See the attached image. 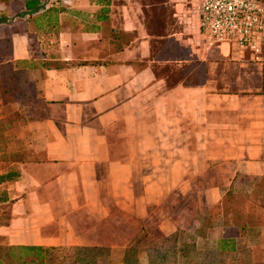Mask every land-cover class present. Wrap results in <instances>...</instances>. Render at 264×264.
<instances>
[{
    "label": "crops",
    "instance_id": "0c3cea01",
    "mask_svg": "<svg viewBox=\"0 0 264 264\" xmlns=\"http://www.w3.org/2000/svg\"><path fill=\"white\" fill-rule=\"evenodd\" d=\"M23 1L0 0V63L18 90L0 96L4 245L120 254L141 230L179 226L149 209L173 191L218 197L235 174L264 172L263 56L207 48L175 9L157 32L116 0H39L33 12ZM189 158L201 176L187 184Z\"/></svg>",
    "mask_w": 264,
    "mask_h": 264
},
{
    "label": "trees",
    "instance_id": "16d2710c",
    "mask_svg": "<svg viewBox=\"0 0 264 264\" xmlns=\"http://www.w3.org/2000/svg\"><path fill=\"white\" fill-rule=\"evenodd\" d=\"M63 3V0H56ZM99 4H108V0H95ZM101 2V3H100ZM105 2V3H104ZM19 2L12 3L17 5ZM39 0H24L23 6L32 12L39 5ZM16 7V6H15ZM31 14V13H30ZM12 17H20L16 12ZM5 16L0 15V22ZM6 47V39L0 40V52ZM10 63H0L1 74H7L9 80L0 82V96L7 100L17 92L10 84L13 74L9 73ZM2 176H0L1 178ZM240 178L248 179L246 191L242 192L237 185ZM237 189V190H234ZM2 194V192H0ZM221 209L219 223L222 232L219 238L213 240L212 250L218 255V264H261L249 261L248 249H239L235 244L237 237H242L252 228L264 226V172L259 176H244L235 174L231 184L220 195ZM0 195V202H5ZM7 204L0 203V223L7 217ZM203 225L197 227L186 241H178L176 236L181 234L175 228L168 236L158 241L142 245L144 232L135 234L121 251V264H199L201 248L198 242L205 238L201 228L209 225L208 216L203 217ZM207 224V225H206ZM228 229V230H227ZM225 231V232H224ZM58 249L67 251L68 256L51 258ZM6 254V260L13 264H100L101 258L109 254L105 247H76V246H41V245H4L1 249ZM141 251L145 252L144 256ZM154 255V257H153ZM0 264H5L0 259ZM264 264V263H263Z\"/></svg>",
    "mask_w": 264,
    "mask_h": 264
},
{
    "label": "rangeland",
    "instance_id": "374dc122",
    "mask_svg": "<svg viewBox=\"0 0 264 264\" xmlns=\"http://www.w3.org/2000/svg\"><path fill=\"white\" fill-rule=\"evenodd\" d=\"M186 1L187 0H116L115 2L117 4L122 2L123 4L132 6L133 8H140V15L143 16L142 21L144 22V25H148L147 28L150 31L160 32L164 28V25L169 26L171 21L177 20L176 16L172 15V13L175 11H181L184 13L183 17H181L179 21L183 22L186 26H192V16H190L189 11L187 10L189 4ZM262 1L264 2V0ZM175 2H177V5H175ZM142 9L144 12H142ZM182 18L184 20H182ZM211 52L215 53V50H211ZM244 56L246 57L247 55L245 54ZM260 56L264 57V48L261 51ZM261 57L257 61H261ZM215 69H217V67ZM221 69L232 71L234 70V66L224 65ZM177 71L178 70H175V68L173 69V73L177 74ZM192 74L195 76L194 72ZM193 76L188 79L190 82L195 80ZM187 167L189 170V173L185 174L187 184L194 183L195 180L200 178L201 174H197V165L195 164L193 158L187 159ZM246 182H248V179L240 178V180H237V185L239 187L237 189L245 192V188L247 186ZM223 183H225V178L219 181L212 180L209 184L223 186ZM177 192V190L173 191L170 197L167 198L166 201L164 200L161 202L159 205L149 207L150 212L153 211V221L156 223L159 218L165 216L166 214L171 215L172 218H178L179 226H176V228L180 230L181 234L176 236V238L178 241H186L189 235L193 234L192 232L197 227L200 228L201 225H203V217L208 216L207 223L209 225L206 224L207 226L201 228L205 234V238L198 242V245L201 248V253L198 257L199 264H218V255L212 250V246L214 245L213 240L219 238L222 232V228L219 227V216L221 212L219 206V197L221 195L220 191L219 196L217 197L215 193L212 195L209 193L203 194L201 189L194 191L191 190L192 197L190 202L186 199L180 200L178 198L179 195ZM154 229H150L149 232L142 230L145 234L143 236L144 239L142 240V245L146 246L147 243L158 241L162 237H166L171 233H161ZM235 244L239 249H248L249 261H254L261 264L264 263V226L252 228L242 237H237L235 239ZM3 246L4 244L0 241L1 261H3L5 264H13L10 260H6L7 257L5 252L1 251ZM141 254L144 256L145 252L141 251ZM64 255L68 256L67 251L58 249L57 251L53 252L50 259L63 257ZM121 257L122 253L116 254L115 252H112L110 255L108 254L107 256L101 258V262L102 264L121 262Z\"/></svg>",
    "mask_w": 264,
    "mask_h": 264
},
{
    "label": "built area",
    "instance_id": "2783aa9c",
    "mask_svg": "<svg viewBox=\"0 0 264 264\" xmlns=\"http://www.w3.org/2000/svg\"><path fill=\"white\" fill-rule=\"evenodd\" d=\"M190 16L196 18L205 46L259 60L264 48V2L262 0H187ZM177 5V2H175ZM183 16L184 13L178 11Z\"/></svg>",
    "mask_w": 264,
    "mask_h": 264
}]
</instances>
